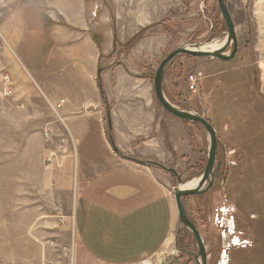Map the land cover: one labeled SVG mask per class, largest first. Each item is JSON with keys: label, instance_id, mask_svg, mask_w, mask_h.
I'll list each match as a JSON object with an SVG mask.
<instances>
[{"label": "rangeland", "instance_id": "obj_1", "mask_svg": "<svg viewBox=\"0 0 264 264\" xmlns=\"http://www.w3.org/2000/svg\"><path fill=\"white\" fill-rule=\"evenodd\" d=\"M86 1L94 14L92 31L102 45L100 79L115 117L126 115L125 110L139 115L141 109L135 105L143 99L144 82L152 86L157 66L169 52L190 45L204 48L226 36L216 0ZM226 3L237 38L235 56L222 61L180 55L167 67L162 86L172 104L204 116L216 132L213 185L205 194L183 198L203 240L207 264H264V0ZM10 7L4 8L3 19ZM35 7L48 10L31 6V29L38 18L31 12ZM4 35L0 25V264H63L58 263L64 258L57 249L45 252V242L56 229L58 206L72 215L80 180L73 177L67 206L59 202L60 195L53 196L49 168L60 163L63 155L54 148L65 136L58 135L59 129L49 130L59 121L38 89L43 92L42 84L31 72L32 78L27 75ZM189 75L196 78L193 84ZM3 77L8 78L9 95L2 91ZM152 95L156 121L163 118L161 128L154 139L139 134L137 148L146 154L140 155L142 161L151 160L164 177L174 199V188L203 172L208 136L200 124L165 112L153 87ZM129 103L132 108L122 112ZM145 110L150 114V108ZM244 241L249 244L242 247ZM227 243L231 246L225 255ZM169 244L150 264H196L191 254L198 251L196 242L183 227L177 225Z\"/></svg>", "mask_w": 264, "mask_h": 264}, {"label": "crops", "instance_id": "obj_2", "mask_svg": "<svg viewBox=\"0 0 264 264\" xmlns=\"http://www.w3.org/2000/svg\"><path fill=\"white\" fill-rule=\"evenodd\" d=\"M8 5L10 14L3 19ZM37 5L48 10H31L38 16L33 21L36 28L31 29L27 11ZM93 17L86 0H0V25L14 55L27 75L42 84L43 92L35 82L50 107L64 99L59 125L50 122L49 126L65 136L63 144L54 148L63 155L60 163L49 168L53 196L60 195L59 202L67 206L73 177L80 180L72 215L66 214V207L57 208L56 229L48 233L45 252L57 249L64 258L58 263L63 264H139L163 251L178 225L164 177L151 160L142 161L140 155L146 154L136 142L141 133L154 139L163 118L156 121L152 86L147 82L143 99L135 105L141 109L139 115L124 111L132 108L130 103L121 107L126 115L111 113L104 88L103 100L93 82L100 75L102 49L94 40Z\"/></svg>", "mask_w": 264, "mask_h": 264}, {"label": "water", "instance_id": "obj_3", "mask_svg": "<svg viewBox=\"0 0 264 264\" xmlns=\"http://www.w3.org/2000/svg\"><path fill=\"white\" fill-rule=\"evenodd\" d=\"M219 12L224 19L226 25V36L221 47L215 51L199 50L198 45L182 46L169 52L159 63L154 73L152 87L155 98L161 108L168 114L183 120L200 124L206 131L209 141V147L206 153V162L203 172L198 176V184L193 188H181L178 186L173 189L175 206L178 214V226L183 227L191 234L197 245V253H191L196 264H207V255L203 240L200 236L196 225L189 219L183 198L187 196L202 195L210 190L215 180L216 173L214 171L215 158L217 153V136L214 127L204 116L181 109L172 104L165 96L163 91V76L167 67L171 62L180 55H190L198 58H216L222 61L231 60L237 52V38L234 30V23L228 11L226 0H216ZM162 168L165 166L160 165ZM173 174L176 172L173 169H168ZM181 185V184H180ZM179 233L177 229L176 234ZM177 240V238H176ZM176 249L182 251L176 242Z\"/></svg>", "mask_w": 264, "mask_h": 264}, {"label": "built area", "instance_id": "obj_4", "mask_svg": "<svg viewBox=\"0 0 264 264\" xmlns=\"http://www.w3.org/2000/svg\"><path fill=\"white\" fill-rule=\"evenodd\" d=\"M188 79H189V82H191L192 84L196 81V78H195L193 75H189ZM3 80H5V84H4L3 88H2V91H3V93H4L5 95H9V94L11 93V91H10V89H9V88L7 87V85H6V83H7V81H8V78H7V77H3ZM191 88L193 89V86H191ZM63 103H64V99H59L58 102H56L55 104H53V105L51 106L52 111L55 113V115L57 116L58 119H59L58 111H59V109L62 107ZM59 223H60V225L63 224V220H62V218L59 219ZM220 225H221V226L223 225V219L221 220ZM232 228H233V227H232ZM232 232H233V229H232ZM235 238H236V237H234L233 239L235 240ZM233 239H232V240H233ZM238 239H239V238L237 237V238H236V241H238ZM238 242H239V241H238ZM48 244H50V245H55V243L52 242V241H48ZM233 244H235V242H233ZM247 244H249V243H247V241H244V242L241 244V246L244 247V246H246ZM229 246H231V245L227 243V245H225V246L223 247V254L226 252V250L229 248ZM63 253H64L65 256L69 254L66 248H63Z\"/></svg>", "mask_w": 264, "mask_h": 264}, {"label": "bare ground", "instance_id": "obj_5", "mask_svg": "<svg viewBox=\"0 0 264 264\" xmlns=\"http://www.w3.org/2000/svg\"><path fill=\"white\" fill-rule=\"evenodd\" d=\"M223 42H220V43H217V44H215V43L214 44H210V45L205 46L204 48H203L202 45H198L197 48L199 50H204V51H215V50H217V49H219L221 47V45L223 44ZM198 181H199V177L198 178H195V179H192L191 181H189L188 183H186V184H184L182 186L180 185V187L181 188H193V187H195L198 184ZM167 245H168V243H166V246ZM224 254L226 255V253H224ZM139 264H150V262H149V260H146V261H142ZM222 264H226V263H224V261H222Z\"/></svg>", "mask_w": 264, "mask_h": 264}, {"label": "trees", "instance_id": "obj_6", "mask_svg": "<svg viewBox=\"0 0 264 264\" xmlns=\"http://www.w3.org/2000/svg\"><path fill=\"white\" fill-rule=\"evenodd\" d=\"M93 36H94V40H96V42L98 43V45H100V41H99L98 37H96V35H93ZM97 86H98V89L100 91V97L104 100L105 99V94H104L103 85H102V82H101V79H100V75L99 74H98V77H97ZM108 137H110L109 134H108ZM110 141L112 143V146H114V143H113L111 137H110Z\"/></svg>", "mask_w": 264, "mask_h": 264}, {"label": "flooded vegetation", "instance_id": "obj_7", "mask_svg": "<svg viewBox=\"0 0 264 264\" xmlns=\"http://www.w3.org/2000/svg\"><path fill=\"white\" fill-rule=\"evenodd\" d=\"M178 244V243H177ZM179 246V245H178Z\"/></svg>", "mask_w": 264, "mask_h": 264}]
</instances>
